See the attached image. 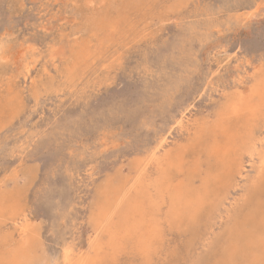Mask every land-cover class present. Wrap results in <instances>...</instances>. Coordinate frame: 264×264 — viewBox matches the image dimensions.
Masks as SVG:
<instances>
[{
	"label": "rangeland",
	"instance_id": "374dc122",
	"mask_svg": "<svg viewBox=\"0 0 264 264\" xmlns=\"http://www.w3.org/2000/svg\"><path fill=\"white\" fill-rule=\"evenodd\" d=\"M240 78L264 79V0H0V264H264V235L242 226L264 206L245 202L256 170L196 222L167 223L166 204L146 253L108 245L101 216L162 139L181 149L217 121Z\"/></svg>",
	"mask_w": 264,
	"mask_h": 264
},
{
	"label": "bare ground",
	"instance_id": "6f19581e",
	"mask_svg": "<svg viewBox=\"0 0 264 264\" xmlns=\"http://www.w3.org/2000/svg\"><path fill=\"white\" fill-rule=\"evenodd\" d=\"M255 72L256 76L259 71ZM255 83L248 89L240 78L235 91L224 94L226 105L219 110L217 121L209 127L201 126L190 146L166 150V139L158 143L143 161L142 172L127 194L134 191V195L126 196L120 205L109 202L106 212H102V218L106 214L111 218L107 224L108 245L115 246L121 236L135 239L144 252H148L161 231V213L166 204L167 223L180 226L184 222H196L208 208L212 212L213 208L219 210L220 205L232 206V191L238 188L240 178L247 180L245 175L252 170H256L255 179L249 181L246 204L251 208L253 197L264 194V79ZM192 154H196L197 159L190 162ZM203 157H206L205 162ZM152 165L156 167L154 179L148 176ZM256 204L252 205L251 213ZM113 210L119 215L117 221L112 220L116 214ZM257 211L260 215L253 213L242 224H249L252 229L247 241L253 236L264 235V206L255 209ZM253 251L255 253L256 249ZM65 264H91V261L89 257L70 259L66 256Z\"/></svg>",
	"mask_w": 264,
	"mask_h": 264
}]
</instances>
